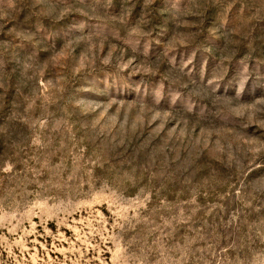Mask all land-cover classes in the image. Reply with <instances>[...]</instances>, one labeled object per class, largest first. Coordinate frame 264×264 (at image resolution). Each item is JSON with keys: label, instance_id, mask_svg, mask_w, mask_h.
<instances>
[{"label": "rangeland", "instance_id": "obj_1", "mask_svg": "<svg viewBox=\"0 0 264 264\" xmlns=\"http://www.w3.org/2000/svg\"><path fill=\"white\" fill-rule=\"evenodd\" d=\"M0 264H264V0H0Z\"/></svg>", "mask_w": 264, "mask_h": 264}]
</instances>
